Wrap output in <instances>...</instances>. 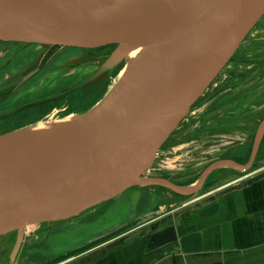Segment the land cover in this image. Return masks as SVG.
Wrapping results in <instances>:
<instances>
[{
    "label": "water",
    "instance_id": "water-1",
    "mask_svg": "<svg viewBox=\"0 0 264 264\" xmlns=\"http://www.w3.org/2000/svg\"><path fill=\"white\" fill-rule=\"evenodd\" d=\"M263 16L264 0H108L86 8L70 0H0L1 42L35 45L37 50L115 46L82 85L125 70L116 86L85 113L63 117L48 131L31 132L35 122L0 134V238L11 242L5 264H24L34 244L43 245L42 253L58 229L46 223L86 216L107 202L113 205L109 212L122 210L131 188L156 192L163 203L130 222L68 243L70 251L61 257L114 239L85 257L94 259L191 208L264 179L262 170L237 183L243 179L239 175L253 168L264 121L247 164L218 160L188 185L165 177L175 174H149L161 165L162 148L172 133ZM136 50L141 52L130 63ZM225 167L235 173L228 186L219 181L204 189L212 172ZM214 187L221 190L205 202L176 210ZM143 197L138 207L144 205Z\"/></svg>",
    "mask_w": 264,
    "mask_h": 264
},
{
    "label": "flooded vegetation",
    "instance_id": "flooded-vegetation-1",
    "mask_svg": "<svg viewBox=\"0 0 264 264\" xmlns=\"http://www.w3.org/2000/svg\"><path fill=\"white\" fill-rule=\"evenodd\" d=\"M258 27L259 29L254 32L260 34V37L255 38L256 33L252 38L260 43L257 45L260 48L258 52L264 53V16L255 26V28ZM243 43L227 66L214 80L211 87L194 104L189 115L181 122L164 145L166 150L171 145H184L188 142L202 139L205 135L216 137L222 127L232 130L231 127H237L234 123H238L241 118L243 119L244 124L242 127L244 128L242 129H245V133L249 132L251 134L246 144L222 153L220 156L212 157L211 162L198 173L195 180L200 178L202 172L209 164L218 160L229 159L239 164H247L251 159L258 130L264 121V56L258 61H256L257 58L252 59L250 56H253V54L250 53V50H243ZM16 45H19V43L0 41V46H3L2 48L5 47V49H0V56H2L0 57V72L2 71L4 76L0 83V101L2 103L10 102L13 95L21 100L20 104L15 105L13 108L2 110L0 114V134L33 124L37 118L45 117L55 109L61 112L59 114L60 117L85 113L103 98L110 85L109 82L113 78V76L108 78L100 77L82 85L107 59L115 46L89 50L93 54H89L86 50H79L81 51L80 55L77 57L70 56L68 59H64L63 63L60 58L62 56L59 55L68 47L52 46L44 49L41 55L30 60L26 65L27 68H21L18 72L10 73L8 72L9 66L18 58L20 51H23L22 47L18 48ZM57 57L61 61L59 66H63H54L55 69L51 70L52 68L49 67L52 66L53 62L57 61ZM86 64L94 67L88 75L86 74L81 78L77 77L73 83H65L66 85L58 91L39 97L42 85L48 81L47 78L50 75L53 73L57 75L55 77L57 84L67 82L68 78L75 76L81 68H85ZM43 70L47 74H45L44 78L38 79L39 82L35 81V78ZM46 87H49V85ZM249 107L253 109L248 111ZM237 114H241L240 117H243L236 120ZM263 146L264 136L259 145L256 163L260 160L258 156ZM232 175H235V173ZM165 177L181 185L192 184L195 181H190L191 177H189V181L174 176L166 175ZM227 178L225 176L221 181H225Z\"/></svg>",
    "mask_w": 264,
    "mask_h": 264
},
{
    "label": "crops",
    "instance_id": "crops-1",
    "mask_svg": "<svg viewBox=\"0 0 264 264\" xmlns=\"http://www.w3.org/2000/svg\"><path fill=\"white\" fill-rule=\"evenodd\" d=\"M222 169L234 173L229 167L216 171ZM217 187L209 195L221 190ZM64 231L76 230L58 226L55 234ZM112 240L91 244V248L85 247L68 259L58 256L39 260L43 245L34 244L36 248L28 252L24 264H264V179L191 208L146 236L85 259Z\"/></svg>",
    "mask_w": 264,
    "mask_h": 264
},
{
    "label": "rangeland",
    "instance_id": "rangeland-1",
    "mask_svg": "<svg viewBox=\"0 0 264 264\" xmlns=\"http://www.w3.org/2000/svg\"><path fill=\"white\" fill-rule=\"evenodd\" d=\"M256 29H259V27L254 28L252 30V32L249 34V36L244 41L246 43H243L242 46H243V50L244 49H246V51L250 50V53L253 54V56L252 55L250 56L252 59L257 58L256 61H258V59L264 56V53L258 52L260 48L257 47V45H259L260 43L257 42L256 40H253L252 38L257 33V32L256 33L254 32ZM256 37H260V34L257 33L255 35V38ZM2 47L3 46H0V49H5V47L4 48ZM16 47L18 48L22 47L23 51L22 50L20 51L21 53L19 54L18 58L15 61H13L12 64L9 66L8 72L10 73L18 72L20 71L21 68L22 69L27 68L26 65L30 62V60H33L38 55H41L44 51V50H37V46L35 45L29 46L23 43H19V45H16ZM79 50H86L88 51L89 54H93L92 51H89L92 49L67 48L66 50H64V52L61 53V55H59V56H62L60 57L62 63L64 62V59L66 60L70 56L77 57L78 55H80L81 51ZM58 59L59 58L57 57L56 58L57 61L53 62L52 66L49 67V68H52L51 70L55 69L54 66L55 67L63 66V65L59 66V63H61V61ZM88 65L90 66V64H86L87 67L85 66V68H81L80 71L77 74H75V76L68 78L67 82H63V83L60 82L57 84L56 83L57 80H55V77L57 75L53 73L47 78L48 81L45 83L46 86L49 85V87H46L45 84L42 85L41 94H39V97H43L47 94H50L51 92L58 91L64 85L71 83V82L73 83V81L77 77L81 78L86 74L88 75L89 72H91L94 69V67H91V66L89 67ZM123 72H121L116 78H114L113 81L111 80V82H109L110 83L109 85L110 88L108 86L109 89L113 88V86L117 83L118 79L122 76ZM45 74L47 73L45 70H43L41 74H39L35 78V81L39 82L38 79L44 78ZM3 79H4V76H3V72L1 71L0 72V83L2 82ZM20 102H21L20 98L14 95L13 97H11L10 102L2 103L0 101V114L2 113V110H5L6 108L11 109L15 105L20 104ZM252 109H253L252 107L251 108L249 107L248 111ZM57 111L58 109H55L52 112H50L48 115H46L45 117L37 118L35 122H42V120L49 121L50 119L53 118L52 115H54ZM240 115L237 114L236 120L243 117V116L240 117ZM63 117H60V119H62ZM242 120L243 119L241 118L238 120V123L233 122L237 127H234V128L231 127L232 130H228L226 129V127H222V129L219 130L220 132L217 133L216 137H208L210 135L204 134L205 135V137L203 136L204 138L202 137V139L200 138L194 142H188L180 146L171 145L169 146V149L167 148L166 150L163 147L162 153L159 159V162L161 165L154 166L153 168H151L149 170V174L151 175L175 174L173 176L179 179L189 181L188 179L189 177H191L190 181H194L198 173L205 166H207L209 162H211L212 157L220 156L222 155V153H226L230 150H234L238 148L239 146H243L246 144L251 134H249V132L245 133V129H242L244 128L242 127L244 124ZM0 131H1V128H0ZM261 152L262 154H260V158H259L260 160H258L257 163L255 162L249 174L239 175L240 178H243V179L239 180L237 183L242 182L243 180H246L252 176H255L259 174L262 170H264V146ZM231 174L232 173H228L227 169H222L219 172L217 171L214 172L206 181L204 185V189L207 187L209 188L213 186L215 183L219 182V180L221 181L222 178H225V176H227L228 178L225 180L226 184L224 187L228 186V182H227L228 179H232L231 177L234 176V175L231 176ZM190 175H193V176H190ZM156 190H160V189L156 188ZM217 191L219 190H216L215 192ZM200 193L201 194L199 195H202L203 191ZM214 193H212V195ZM142 194H144L143 198H146V200L144 202V205H142L141 207H138L139 206L138 201L140 200ZM209 196L210 195L208 194L204 197L196 199L178 208L185 209V208L193 207V205L196 202H205V200H207ZM126 197L128 198V202L126 204H123L122 210H116L113 212H109V209L112 208L113 205L110 204L111 202H107L106 204H104L105 206L98 207V209L95 212L92 211L90 214L86 216L79 217V218H76L74 220H69V221L52 222L49 224L46 223L47 226H59V227L74 226L76 231H64L59 235H56V234L50 235L49 243L46 247L43 248L44 251L41 253V256H39V260H44L45 258L52 259V258H56L61 255H64L70 251V249L68 250L67 248L68 243L77 241L86 236L87 238H91L98 231H101V230L103 231L105 229H108L109 226L121 224L125 220L130 222L131 220H134L137 217V214L141 212L149 211L150 209H153V208H157L159 204L163 203V201L157 200L156 192L153 193L149 189L145 190V189H140V188H131L126 192ZM133 214H135V216H132ZM30 228L34 229L35 231V227H30ZM8 236L12 237V235H8ZM28 239H30V237H28ZM4 244H6V246ZM10 247H11V242L9 241L7 242V238L6 239L0 238V251H2L4 255H6V256L0 257V264H5L7 262L8 252H9Z\"/></svg>",
    "mask_w": 264,
    "mask_h": 264
},
{
    "label": "bare ground",
    "instance_id": "bare-ground-1",
    "mask_svg": "<svg viewBox=\"0 0 264 264\" xmlns=\"http://www.w3.org/2000/svg\"><path fill=\"white\" fill-rule=\"evenodd\" d=\"M71 1V3L72 4H74L76 7H80V8H86V7H90V6H93V5H95V4H102V3H104V2H107L108 0H70ZM139 52H141V50L140 51H133L131 54H130V56H129V58H128V61L131 63L135 58H136V56L139 54ZM125 72V70H122L121 72ZM120 72V73H121ZM124 72H123V74H124ZM119 73V74H120ZM118 74V75H119ZM123 74H122V76H123ZM118 75H116L115 77H113L112 78V81L114 80V78H116ZM121 76V77H122ZM120 77V78H121ZM120 78L118 79V81H117V83L119 82V80H120ZM116 83V84H117ZM116 84L114 85V87L116 86ZM113 87V88H114ZM110 96H112V93L110 94ZM61 112H59V111H57L54 115H52V117L54 118V116L55 115H57V116H55V118H54V120H53V118L52 119H50L49 121L48 120H46V121H43L42 120V122H39L37 125H36V127L31 131V132H33V131H38V132H41V131H48V130H50V129H52L55 125H56V123H58V121H59V119H60V116H59V114H60ZM68 116H72V114L71 115H68Z\"/></svg>",
    "mask_w": 264,
    "mask_h": 264
}]
</instances>
